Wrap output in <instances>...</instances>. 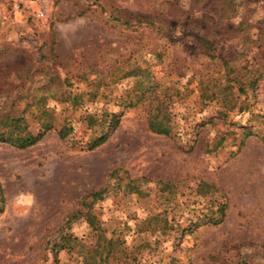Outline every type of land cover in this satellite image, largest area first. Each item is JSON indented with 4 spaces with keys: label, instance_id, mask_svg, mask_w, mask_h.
Listing matches in <instances>:
<instances>
[{
    "label": "rangeland",
    "instance_id": "374dc122",
    "mask_svg": "<svg viewBox=\"0 0 264 264\" xmlns=\"http://www.w3.org/2000/svg\"><path fill=\"white\" fill-rule=\"evenodd\" d=\"M39 7L44 16L35 20L0 0V121L26 109L36 134L37 109L27 104L43 97L52 126L26 149L0 143V264H99L100 233L75 215L83 198L105 188L90 210L101 236L117 242L114 255L126 249L134 257L129 264H264V80L229 111L201 98L200 84L207 75L226 80L264 68V48L243 44L236 31L241 20L264 17V0H41ZM250 37L264 47V25ZM200 38L214 41V59ZM135 66L149 69L158 94L168 85L182 92L170 135L149 130L148 101L123 108L136 83L123 73ZM94 79L102 83L97 97L73 107L69 96L88 92ZM104 111L122 114L119 124L89 149L99 129L86 117ZM63 125L73 131L61 139ZM204 183L217 192L201 195ZM218 203L226 205L221 223L196 226ZM153 216L166 221V232H141ZM65 234L79 245L55 254ZM113 252L107 264H117Z\"/></svg>",
    "mask_w": 264,
    "mask_h": 264
},
{
    "label": "trees",
    "instance_id": "16d2710c",
    "mask_svg": "<svg viewBox=\"0 0 264 264\" xmlns=\"http://www.w3.org/2000/svg\"><path fill=\"white\" fill-rule=\"evenodd\" d=\"M261 26L264 25V17L257 21L255 24L247 23L246 20H241L237 24V32L241 34V42L243 44H248L251 46L253 50L260 51L264 47L262 45L261 38L257 40L250 37V31L254 28L255 25ZM261 31L259 33L261 34ZM254 34V35H260ZM199 44L201 48L204 50L205 55L214 59L215 55L213 54L214 41H211L206 38H200ZM251 49V51H253ZM250 48H245V53H249ZM133 77L136 79V83L134 87L125 92L122 100H120L123 104V108L134 107L137 104L148 101L150 104V109L147 118V125L149 130L152 133L159 135H170L172 129V106L175 100L178 97L182 96V92L176 88L174 85L165 86L160 93L158 94V88L161 85L157 84L154 81V77L149 71L147 67H139L135 66L123 73V78ZM264 80V68L257 67L255 69H245L244 73L240 77L234 78H226L223 80L219 77L213 78L210 75H207L201 78V98H204L208 102H217L221 103V108L225 110H233L237 105V100L239 96L246 95L247 90L250 92H255L258 90L260 83ZM240 83L239 86L235 87V92L233 83ZM102 83L98 79H94L89 83L90 90L85 94L79 93L70 95V103L73 107H82L83 105V97L87 96L88 99H95L98 95L99 88ZM237 94V95H236ZM152 105V106H151ZM27 107H35L37 112H31V115L35 122L38 124L39 129L36 134L32 133L29 130V127L26 122V118L24 117V113L26 109H24L21 115L15 117H5L0 121V143H6L10 146L16 147L18 149H26L34 146L42 138L45 134L52 129V126L45 119V100L43 97H39L38 100L36 98L32 99L31 103L27 104ZM122 114L107 112L104 111L99 117L88 115L86 117L89 125L95 126L99 129L97 136L92 138L88 143L87 147L89 149H94L99 147L103 143L107 141L110 134L116 129L119 124L120 118ZM225 117V112H221L219 117H216L217 120L221 117ZM214 119V118H213ZM210 119L208 122L212 121ZM73 131L71 126L63 125L58 131V135L61 139L66 138ZM244 134L246 136L250 135V130H245ZM222 139L218 140L216 146H220L222 143ZM116 175V171H113L111 174V178ZM128 188L131 190L136 189L133 182H130ZM160 188H165L164 184H159ZM198 191L201 195H213L217 190L210 185L200 184L198 186ZM107 193V189H102L100 191L94 192L88 197L83 198L79 203V209L75 218H83V220L92 228L94 231L100 233V239L103 240V245L100 243L97 245L98 252L96 253L99 256V264H107L109 256L114 251V247L117 246V242H113L110 239H105L101 236L103 232L101 228V223L98 221L97 217L90 210L91 204L102 199L103 195ZM90 200V201H88ZM226 210V205L224 203H218L216 206L210 204L208 207L209 213H205L202 215L201 223H197L196 226L213 224L217 225L221 223L224 217V213ZM143 227H141V232H155V231H163L166 232L168 230L167 223L165 220H161L160 216H153L145 219L142 222ZM61 244L58 243L54 245L55 254L60 250H68L71 251L79 242L77 238L72 237L69 234H65L61 237ZM78 242V243H77ZM76 245V246H75ZM75 246V247H73ZM83 251V245H80ZM104 253V255H103ZM119 254L120 251L113 252V258L117 262V264H129L130 261L134 260V257L131 258V254L123 249V258L121 256L116 257L114 254Z\"/></svg>",
    "mask_w": 264,
    "mask_h": 264
},
{
    "label": "built area",
    "instance_id": "2783aa9c",
    "mask_svg": "<svg viewBox=\"0 0 264 264\" xmlns=\"http://www.w3.org/2000/svg\"><path fill=\"white\" fill-rule=\"evenodd\" d=\"M13 11L16 14L28 13L30 16L39 20L43 18L44 13L39 7L41 0H11Z\"/></svg>",
    "mask_w": 264,
    "mask_h": 264
}]
</instances>
